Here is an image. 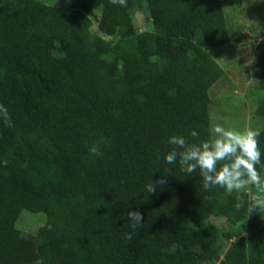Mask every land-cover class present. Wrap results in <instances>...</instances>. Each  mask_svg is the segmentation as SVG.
I'll return each instance as SVG.
<instances>
[{"label": "trees", "instance_id": "trees-1", "mask_svg": "<svg viewBox=\"0 0 264 264\" xmlns=\"http://www.w3.org/2000/svg\"><path fill=\"white\" fill-rule=\"evenodd\" d=\"M0 1V105L13 125L0 119V264H264L255 187L204 189L199 170L165 161L170 136L213 135L210 90L225 70L211 51L233 41L223 0ZM256 53L264 88V38ZM22 210L46 224L23 233Z\"/></svg>", "mask_w": 264, "mask_h": 264}, {"label": "rangeland", "instance_id": "rangeland-1", "mask_svg": "<svg viewBox=\"0 0 264 264\" xmlns=\"http://www.w3.org/2000/svg\"><path fill=\"white\" fill-rule=\"evenodd\" d=\"M223 1L233 41L211 51L213 58L225 70V75L210 90L212 129L221 125L236 131L246 128L261 131L264 129V117L255 112L258 101L264 96V88L260 87L261 71L254 63L256 43L264 38V0ZM50 3L67 5L68 2L51 0ZM94 10L100 13L102 7L94 6ZM135 16L138 25L152 28L144 13ZM93 30H97V27L94 26ZM262 175L264 177V173ZM46 222V214L22 210L16 227L23 233L36 234ZM224 245L228 246L226 242Z\"/></svg>", "mask_w": 264, "mask_h": 264}, {"label": "clouds", "instance_id": "clouds-1", "mask_svg": "<svg viewBox=\"0 0 264 264\" xmlns=\"http://www.w3.org/2000/svg\"><path fill=\"white\" fill-rule=\"evenodd\" d=\"M110 3L127 7V0H110ZM0 119L6 126H13L11 117L3 105H0ZM212 133L214 135L210 139L202 140L198 144L189 143L184 136H170L168 143L172 145V149L165 155L166 163L178 162L181 171L188 175L199 170L204 189L210 190L219 186L229 192L233 190L239 192L246 186H254L257 195L249 206L250 214L256 210L264 214V177L260 175L256 167L261 165V152L257 140L259 132L251 128L236 131L216 125ZM190 135L197 137L199 134L193 130ZM89 151L93 155L100 154L97 146L91 147ZM4 164L6 166L7 161H4ZM156 183L165 184L166 177H161ZM145 189L147 193H155L156 185L149 183ZM241 206L240 203L236 204L238 209ZM127 216L134 229L143 226L141 223L143 216L140 212L129 211ZM126 238L131 239V233Z\"/></svg>", "mask_w": 264, "mask_h": 264}, {"label": "water", "instance_id": "water-1", "mask_svg": "<svg viewBox=\"0 0 264 264\" xmlns=\"http://www.w3.org/2000/svg\"><path fill=\"white\" fill-rule=\"evenodd\" d=\"M247 36H248V34H247Z\"/></svg>", "mask_w": 264, "mask_h": 264}]
</instances>
